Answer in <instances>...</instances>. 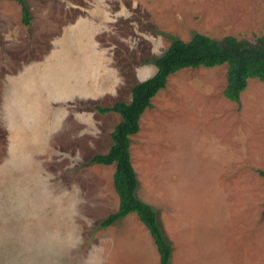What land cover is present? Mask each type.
I'll list each match as a JSON object with an SVG mask.
<instances>
[{"label": "rangeland", "instance_id": "obj_1", "mask_svg": "<svg viewBox=\"0 0 264 264\" xmlns=\"http://www.w3.org/2000/svg\"><path fill=\"white\" fill-rule=\"evenodd\" d=\"M25 1L30 27L0 0V264H159L136 214L100 227L119 206L116 166L90 160L122 118L97 108L129 103L175 39L256 45L264 0ZM73 64L75 101L25 115L71 91ZM226 87V65L177 72L131 137L136 196L157 213L169 264H264V83L250 79L239 103ZM30 135L39 145L21 147Z\"/></svg>", "mask_w": 264, "mask_h": 264}, {"label": "trees", "instance_id": "obj_2", "mask_svg": "<svg viewBox=\"0 0 264 264\" xmlns=\"http://www.w3.org/2000/svg\"><path fill=\"white\" fill-rule=\"evenodd\" d=\"M11 1H16L22 7V22L30 27L32 17L27 2ZM155 65V74L133 87L129 103L118 102L112 107L97 108L101 114L117 113L122 119L112 132L109 151L93 156L90 162L116 166L113 183L119 206L114 213L102 220L100 227H110L128 215L136 214L156 246L159 264H169L172 247L158 223L157 213L136 196L139 183L131 161V137L140 131L141 117L151 106L152 99L166 88L170 76L183 69L226 65L227 87L224 94L230 101L239 103L250 79H258L264 83V38H258L256 45L239 41L233 36L225 37L223 44L203 34H196L189 42L175 39L168 50L155 61ZM261 175L264 176V173Z\"/></svg>", "mask_w": 264, "mask_h": 264}, {"label": "crops", "instance_id": "obj_3", "mask_svg": "<svg viewBox=\"0 0 264 264\" xmlns=\"http://www.w3.org/2000/svg\"><path fill=\"white\" fill-rule=\"evenodd\" d=\"M66 57V56H65ZM85 64V67H87V64L86 63H84ZM76 66L73 64L72 66H71V68H70V70H71V72L73 73V74H71V75H69L68 77H67V81H68V83L71 85V87H72V89H71V91H68L67 89H64V88H62V87H58V88H56V91H57V93L55 94V95H52V96H47L45 99H43V100H39V99H34V100H32V103H30V105H29V109L30 110H34V111H31V112H29V113H25V115H36V114H38V113H40V114H42L41 113V110H43L44 109V107H45V104H46V100L47 99H50V98H53V99H55L54 97L57 95H62L63 97H68V95L70 94H72V93H75L76 92V90H75V88L73 87V76L75 75V73H74V71L76 72ZM90 68V65L88 64V69ZM88 76V79H89V75H87ZM87 76H86V79H83V82L85 81V80H88L87 79ZM94 79V78H93ZM91 82L92 81H90V80H88V83L91 85ZM44 83H46V82H40L37 86H36V89H35V92L37 93L38 91H40L41 90V88H42V86H43V84ZM77 89V88H76ZM49 91H50V87L49 86H47L46 87V93L47 94H49ZM71 99H72V101H75L74 99L77 97L76 95H71ZM36 117L38 118V115H36ZM17 120H18V118H17ZM16 121V120H15ZM19 121H21L20 119H19ZM25 139H22L21 140V138H20V140H21V147H25V148H28L29 147V145H31L32 144V147H34V145H39L38 144V140L37 141H35L34 143H33V140H32V138H31V135H30V138L28 137V136H25L24 137ZM16 141H18V140H16ZM37 148H38V146H37ZM30 153H33V150H30L29 151ZM35 152H37V151H35ZM26 154V153H25Z\"/></svg>", "mask_w": 264, "mask_h": 264}]
</instances>
